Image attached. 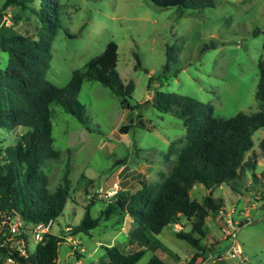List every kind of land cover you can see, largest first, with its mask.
Wrapping results in <instances>:
<instances>
[{
  "label": "rangeland",
  "instance_id": "1",
  "mask_svg": "<svg viewBox=\"0 0 264 264\" xmlns=\"http://www.w3.org/2000/svg\"><path fill=\"white\" fill-rule=\"evenodd\" d=\"M56 1L60 5V27L51 42L45 78L57 86L66 85L74 70L82 69L112 40L117 44L116 70L124 83H133L129 102L138 105L123 109L120 98L111 90L99 82L82 81L76 99L84 107L90 130L60 106H50L52 145L60 151V157L46 160L41 171L52 191L60 183L69 159L70 189L50 233L62 238L57 264H70L75 258L65 227L79 224L97 190L109 189L113 181L119 182L125 192L134 191L142 178L151 185L158 183L173 164L172 159L164 158L169 144L177 142V149L184 144L185 129L175 111L164 112L152 106L156 90L207 103L214 115L225 118L258 110L255 91L258 62L264 61V0H214L215 6L196 9L161 8L148 0ZM3 2L0 0V24L35 39L43 36L45 29L34 12L17 7L2 9ZM38 4L39 0H32L35 9ZM205 44L208 47L203 49ZM167 55L170 59L165 68ZM7 59V53L0 50V68L5 67ZM132 123L126 133L119 131L122 125ZM26 131L25 126L0 127V147L13 144ZM263 137L262 128L253 133V147L245 159L252 151L260 152L258 144ZM259 161L234 182L236 190L223 184L213 192L223 199L222 214L227 216L233 210L230 218L240 254L205 259L210 243L214 254H223L232 245L222 230L219 213H210L201 240L206 252L195 264H264V183L252 182L254 173L264 168V159L259 157ZM205 193L199 185L190 191L198 201ZM102 207L101 201L92 204V216H97ZM132 228L131 218L125 216L120 222L116 218L102 220L87 234L72 235L82 248L78 251L82 263L97 264L106 257L104 248L112 244L123 252L131 251L134 246L128 233ZM190 228L185 218L176 227L165 226L155 235L157 243L147 248L136 264L147 263L153 255L166 264H187L196 249L176 232ZM26 241L28 252L33 253L36 242L31 234L26 235ZM0 264L11 263L0 255Z\"/></svg>",
  "mask_w": 264,
  "mask_h": 264
},
{
  "label": "trees",
  "instance_id": "2",
  "mask_svg": "<svg viewBox=\"0 0 264 264\" xmlns=\"http://www.w3.org/2000/svg\"><path fill=\"white\" fill-rule=\"evenodd\" d=\"M148 1L161 8L215 6L214 0ZM31 4L32 0H4L2 9L17 7L34 12L45 29L40 38L17 33L11 26L0 24V50L8 55L5 67L0 68V127H27V131L20 134L13 144L0 147V213L17 215L27 225L56 219L63 211L71 185L69 159L60 183L52 191L48 189L47 177L41 171L46 160L60 157V151L52 145L50 106H60L90 130L84 107L76 99L82 81L99 82L111 90L120 98L123 109L138 106L129 102L133 83H124L116 70L117 44L112 40L82 69L74 70L66 85L57 86L47 80L45 74L51 59V42L60 27V5L56 0H39L36 9ZM210 44L215 45L213 42ZM207 47L205 44L203 49ZM168 56L165 68L170 59ZM255 97L259 102L257 111L237 112L225 118L214 115L213 108L207 103L156 90L151 98L152 106L164 112L174 110L185 129L183 146L177 149V142L172 141L164 154L166 160L172 159L169 173L162 174L161 180L154 185L142 178L134 191L120 190L110 199L95 195L85 207L79 224L71 227L70 234H87L102 220L116 218L120 222L129 216L133 228L128 234L134 248L123 252L117 244L106 246V257L97 264H136L145 250L157 243L155 235L169 224H181V219L185 218L191 228L189 231L178 230L176 236L196 249L187 263L195 264V260L203 258L206 252L201 244L205 236V219L210 213H219L224 206L223 199L213 195L214 190L223 184L236 190L234 182L241 179L247 169L253 170L257 162L255 151L247 159L245 155L253 147V133L260 128L264 130L263 60L258 62ZM131 126L133 123L122 125L119 131L126 133ZM258 146L259 153H264V137ZM196 185H202L206 190L202 201L190 195ZM95 200L103 202V207L97 216H92L90 206L96 203ZM61 241L60 236L46 233L43 240L36 243L33 253L26 250V255H20L16 247L27 244L26 235L15 236L0 229V255L11 256L25 264H57ZM145 264L166 263L153 255Z\"/></svg>",
  "mask_w": 264,
  "mask_h": 264
},
{
  "label": "built area",
  "instance_id": "3",
  "mask_svg": "<svg viewBox=\"0 0 264 264\" xmlns=\"http://www.w3.org/2000/svg\"><path fill=\"white\" fill-rule=\"evenodd\" d=\"M120 190H122V188H120L119 182L113 181L109 189H103V190L98 189L97 197L103 198V199H110L114 197ZM231 215L232 213L227 214V216H225L224 214H222L221 211L219 212V215H218L219 220L222 221V223L224 224V226L222 227V230L224 231L226 237L227 238L230 237L232 240L231 247L225 253L217 255L218 259H225L226 257L234 258L235 254L239 255L241 252V247L239 246V244L235 242L236 234L234 232V223L232 219L230 218ZM0 219H1L0 229H5L8 233L15 235V236L31 234L33 240L36 243L42 241L43 236L46 233L50 232V229L55 221V219L51 218V219H48L47 221H41V222H38L32 225H27L22 221V219L19 216L17 215L11 216L8 212L0 213ZM226 227H229V229L227 230ZM65 231L68 232L66 239L67 241L70 242L72 246L73 254L76 255L74 262L70 264H83L80 259V256H77L79 252L82 250V248L80 247V243L75 241L72 238V235L70 234V231H71L70 226H66ZM16 249L19 251L20 255H26L27 244L18 245ZM6 259L11 264H25V263L19 262L18 260H16L15 258L11 256H7Z\"/></svg>",
  "mask_w": 264,
  "mask_h": 264
},
{
  "label": "crops",
  "instance_id": "4",
  "mask_svg": "<svg viewBox=\"0 0 264 264\" xmlns=\"http://www.w3.org/2000/svg\"><path fill=\"white\" fill-rule=\"evenodd\" d=\"M259 157H261V158H263L264 159V153H257V162H256V164H260V161H259ZM254 181H257L258 183H264V168H263V170H261L259 173H254V176H253V179H252V182H254ZM199 186H201V188H202V185H199ZM221 186H223V185H221ZM221 186H219V187H221ZM194 187H196V186H194ZM193 187V188H194ZM205 195V194H204ZM231 213H233V210H231L230 211V214ZM218 220V219H217ZM175 227L176 226H178V224H175L174 225ZM208 250H210V253H209V255L208 256H206L205 257V259H209V258H212V257H215V256H217V255H220L219 253H213L212 251L215 249L214 248V246H211V243L208 245V248H207ZM72 253H73V251H72ZM194 253V252H193ZM80 255V254H79ZM193 255V254H192ZM191 255V256H192ZM73 256H74V258H76V255H74L73 254ZM78 256V255H77ZM190 256V257H191ZM58 261V260H57ZM69 264V263H68Z\"/></svg>",
  "mask_w": 264,
  "mask_h": 264
},
{
  "label": "water",
  "instance_id": "5",
  "mask_svg": "<svg viewBox=\"0 0 264 264\" xmlns=\"http://www.w3.org/2000/svg\"><path fill=\"white\" fill-rule=\"evenodd\" d=\"M241 224V223H240Z\"/></svg>",
  "mask_w": 264,
  "mask_h": 264
}]
</instances>
